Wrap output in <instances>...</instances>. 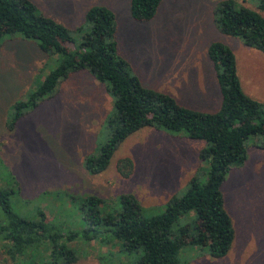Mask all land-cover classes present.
Masks as SVG:
<instances>
[{"label": "rangeland", "instance_id": "1", "mask_svg": "<svg viewBox=\"0 0 264 264\" xmlns=\"http://www.w3.org/2000/svg\"><path fill=\"white\" fill-rule=\"evenodd\" d=\"M29 1L69 31L72 51L90 29L87 10L108 8L115 15L118 53L131 73L144 87L195 111L220 109L217 70L207 55L209 45L220 42L235 56L243 92L264 108V54L220 32L217 9L226 0H162L147 22L131 18L130 0ZM232 1L236 8L264 17L257 0ZM61 60L59 54L42 52L37 41L18 35L0 39V187L13 191L15 213L34 218L37 210L44 212L48 224L77 256L74 264H136V257L121 258L115 246L84 241L80 204L95 196L107 201L108 209L102 208L107 213L119 207L120 195L131 194L144 217L159 215L172 197L185 194L193 177L205 182L208 163L199 154L206 143L185 133L144 128L119 145L103 173L89 174L85 161L98 155L107 140L113 100L107 85L88 72L71 74L54 95L9 128L15 104L26 102ZM246 147V160L233 167L221 187L234 229L229 252L215 259L206 248L188 247L180 252L178 264H264V137H250ZM125 161L131 163L130 169ZM121 166L128 176L120 173ZM193 217L191 212L179 224ZM42 256V250L32 251L14 262L0 245V264H31Z\"/></svg>", "mask_w": 264, "mask_h": 264}, {"label": "trees", "instance_id": "2", "mask_svg": "<svg viewBox=\"0 0 264 264\" xmlns=\"http://www.w3.org/2000/svg\"><path fill=\"white\" fill-rule=\"evenodd\" d=\"M161 2L130 0L131 18L136 22L151 20ZM257 8L264 13V0H257ZM217 12L222 34L238 37L246 47L264 54V17L244 7L236 8L232 0L223 1ZM85 20L90 29L81 35L78 49L72 51L69 44L74 41L69 31L40 14L31 1L0 0V39L18 35L26 41H37L42 52L62 57L28 100L15 104L9 128L54 95L71 74L88 72L107 85L113 100L107 140L98 155L85 161L89 174L103 173L119 145L144 128L185 133L191 140L204 141L206 147L199 154L200 160L208 163L204 183L193 177L183 196L172 197L161 214L150 218L143 216L139 201L131 194L120 195L119 207L107 213L102 212L104 206L109 207L107 201L86 197L79 206L82 238L87 243L115 246L121 258L128 261L136 257V264H178L180 252L188 247L206 248L215 259L225 257L234 240V229L221 187L233 167L246 160L249 138L264 137V108L243 92L233 52L220 42L209 45L207 55L217 70L222 101L217 112L195 111L144 87L131 73L129 63L118 53L112 11L93 6L87 10ZM125 163L130 169L131 163ZM119 171L125 177L129 174L123 168ZM12 193L0 187V245L7 257L16 262L29 252L42 250V259L31 264H74L77 256L62 242L63 235L48 224L44 212L37 210L34 218L15 213L10 202ZM191 212V222L179 224Z\"/></svg>", "mask_w": 264, "mask_h": 264}]
</instances>
